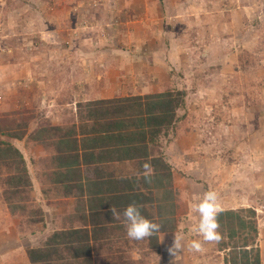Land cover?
<instances>
[{
  "label": "rangeland",
  "instance_id": "obj_1",
  "mask_svg": "<svg viewBox=\"0 0 264 264\" xmlns=\"http://www.w3.org/2000/svg\"><path fill=\"white\" fill-rule=\"evenodd\" d=\"M178 91L172 125L152 136L175 142L180 229L167 243L183 239L169 263L233 256L222 250L234 242L227 227L219 242L194 231L192 204L212 190L217 212H255L264 264V0H0V146L46 116L101 129L110 122L94 120L95 99ZM16 165L0 159V264H27L34 242L23 225L42 219Z\"/></svg>",
  "mask_w": 264,
  "mask_h": 264
},
{
  "label": "crops",
  "instance_id": "obj_2",
  "mask_svg": "<svg viewBox=\"0 0 264 264\" xmlns=\"http://www.w3.org/2000/svg\"><path fill=\"white\" fill-rule=\"evenodd\" d=\"M128 97L132 96L116 99ZM46 119L47 124L28 130L22 138L5 140L22 155L24 186L42 212L39 222L23 225L32 230L34 242L24 262L161 264L162 257H169L162 264H170L173 255L168 249L173 245L167 241L180 229L175 142L152 137L161 129L142 127L128 118L95 130L86 124L70 129L66 122ZM145 164L151 166L147 179ZM1 199L5 212L17 216L7 198ZM132 203L145 218L161 225L159 232L140 241L127 237L123 217H113L110 208L122 212Z\"/></svg>",
  "mask_w": 264,
  "mask_h": 264
},
{
  "label": "trees",
  "instance_id": "obj_3",
  "mask_svg": "<svg viewBox=\"0 0 264 264\" xmlns=\"http://www.w3.org/2000/svg\"><path fill=\"white\" fill-rule=\"evenodd\" d=\"M182 92H165L150 94L146 96H132L113 101H97L90 104L94 120L106 119L115 123L116 120L130 119L139 126H149L157 129L171 126L176 116L177 105ZM177 97H179L177 99ZM105 111L106 116L100 117V113ZM98 114V115H97ZM146 122V123H145ZM147 124V125H146ZM160 132L156 130L155 132ZM6 143V142H4ZM0 159L22 165V174L26 172L23 157L12 145L6 143L5 147L0 146ZM17 165L15 167H17ZM25 175V174H24ZM252 214L251 220H247L245 214ZM256 214L252 210H228L220 211L217 215L219 227H227L230 230V237L234 239L232 246L228 244L222 250L232 249V257L227 258L226 264H262L260 251L257 248V238L259 235ZM237 225V227H235ZM249 229L252 237L245 236L244 232ZM32 263H35L33 252L30 253Z\"/></svg>",
  "mask_w": 264,
  "mask_h": 264
},
{
  "label": "clouds",
  "instance_id": "obj_4",
  "mask_svg": "<svg viewBox=\"0 0 264 264\" xmlns=\"http://www.w3.org/2000/svg\"><path fill=\"white\" fill-rule=\"evenodd\" d=\"M150 165L145 164V178L150 171ZM217 193L209 190L197 197L196 202L192 204V210L199 214V222L194 229L205 242H219L221 236L217 229L219 224L217 221ZM113 217L119 219L123 217V223L126 228L127 237L131 240L140 241L153 236L160 231L161 225L145 218L140 211L139 206L135 203L127 205L122 212L117 211L115 207L110 208ZM183 237L175 236L173 246L168 249L173 256L181 250ZM188 247L195 252L203 250V244L200 240L193 239L189 242Z\"/></svg>",
  "mask_w": 264,
  "mask_h": 264
}]
</instances>
